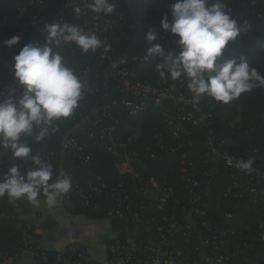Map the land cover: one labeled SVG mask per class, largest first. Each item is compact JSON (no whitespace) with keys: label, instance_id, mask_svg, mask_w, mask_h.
I'll list each match as a JSON object with an SVG mask.
<instances>
[{"label":"built area","instance_id":"1","mask_svg":"<svg viewBox=\"0 0 264 264\" xmlns=\"http://www.w3.org/2000/svg\"><path fill=\"white\" fill-rule=\"evenodd\" d=\"M50 1L0 0V31L13 32L21 37L18 44L8 48V54L0 52V100L7 99L12 94V88L19 94L20 86L14 77V56L29 43L42 45L38 33L40 26L50 23L75 24L95 33L102 44L95 51H89L98 54V63L114 79L115 88L121 92L122 97L110 102L107 96H97L99 86L92 68L86 66L76 69L75 73L84 84V95H93L91 101L94 104V115L87 135L106 141V145H99L98 148L111 154L119 172L129 173L134 185L127 184L125 179L109 183L108 178L98 172L101 160L97 158V152L78 136L66 134L61 140L62 149L71 151L84 170L83 175L74 181L72 193L63 201V205L73 207L74 197H77L81 206L92 210L105 207L108 219L119 218L133 225L134 229L132 233L114 236L111 241L106 242L105 252L98 255L93 254L81 242H72L63 248L54 249L45 246L36 238L19 240L0 251V264H15L16 260L28 257L33 258L36 264H239L238 261L247 253L244 249L229 248L226 227L231 223L232 217L223 212V222L216 224L208 213L211 188L219 181L218 166L224 165V176L227 177L226 186L223 188L224 196L248 202L255 214L262 217V164L249 154L229 152L225 149V140L215 141V103L209 102L205 108L201 100L193 99L188 87L183 89L182 80L179 86L173 83L160 88L150 81H142L134 69L127 65V57L114 53L119 43L118 32L128 28L139 29L136 19L130 18L117 7L111 15H98L89 8L92 0H67L72 8L70 16L66 17L60 15L63 13L61 11H50ZM117 2L115 0L116 4ZM178 38L165 40L167 51H180L175 43ZM66 46L73 53L74 43ZM56 51L60 52L66 62L65 48L61 45ZM167 100L177 105L171 111H162L166 126L176 139L175 143H166L158 132H154L153 136L161 152L180 151L179 163L173 170L186 192L185 197L176 195L168 182H160L154 175L143 174L146 167L141 154L131 147L138 133L129 137L116 133L117 126L123 121L127 122V116L142 114L151 105L162 104ZM119 106L124 107L126 116L119 111L116 113ZM187 125L206 129L207 155L215 158L218 164L210 168L197 166L191 156L193 142ZM36 154L48 159L55 156L54 150L47 151L45 155L32 151V155ZM145 156L157 158V154L150 147H146ZM249 158L255 161V171L251 174L239 172L236 163ZM229 160L232 161V166L228 165ZM0 164H18L20 170H24L32 161L31 158L15 160L10 151L0 147ZM3 197L9 199L7 195ZM259 222L260 231L252 234V239L264 240V222ZM247 228L251 233V227L247 225ZM243 244L244 247L250 245L246 241Z\"/></svg>","mask_w":264,"mask_h":264},{"label":"trees","instance_id":"2","mask_svg":"<svg viewBox=\"0 0 264 264\" xmlns=\"http://www.w3.org/2000/svg\"><path fill=\"white\" fill-rule=\"evenodd\" d=\"M177 0H118L116 7L123 11L130 18L139 22V29L128 28L118 32L119 43L115 47V54L125 55L127 65L134 69L137 77L142 81H150L156 87H167L170 84H181L183 89L187 88V81L181 78L173 81L170 76L167 79L160 78L155 69V65L161 62L160 57L149 56L147 49L149 43L144 39L149 27H154L158 32V38L154 43L163 46L165 52V40L174 36L161 27V19L167 15L172 19V5ZM215 2V0H210ZM223 5V10L229 12L237 21L239 35L234 41H230L225 49L221 61L235 58L239 62L240 58H245L250 66L255 67L258 72L264 74V0H219ZM71 5L67 0H52L49 2L48 9L54 12H63L60 15L66 17L71 14ZM45 25L40 26L39 41L42 45L47 43ZM0 52L4 55L9 53L8 46L4 41L16 36L13 32L6 30L0 31ZM19 36V35H18ZM19 43V42H18ZM17 43V44H18ZM62 46L66 50V63L74 72L81 67L90 66L93 70L94 79L99 86L97 96H107L108 101L120 99L122 94L115 88V81L111 78L104 67L98 63V54L89 51L84 53L74 44V51L68 50L65 44ZM93 95L85 96L79 101V106L74 113L56 121L59 131L54 132L50 137H45L44 141L37 142L31 137H25L33 152L43 155L49 150H54V158L41 156L46 162L53 165L54 173L67 174L72 179L70 191L62 197L65 201L71 195L74 181L83 175L84 168L79 164L71 151H63L61 140L64 135H76L81 141L85 142L92 150L97 152V158L101 160V167L98 172L108 178L109 183L119 180H127V184L134 185L131 175L121 174L116 162L111 154L98 148L99 145H106L105 140L91 138L87 134L93 119L92 103ZM201 104L206 108L208 103L216 104L214 114L216 120L213 126L215 141L225 140V149L231 153H246L251 157L257 158L264 170V87H257L251 92L243 93L239 98L234 99L228 104L217 102L211 97L203 96ZM177 105L170 100L162 104H153L146 112L128 117L126 123L121 122L116 129L119 136L129 137L138 133L132 148H136L146 167L143 173L145 176L154 175L160 182H168L173 187L176 195L186 196L182 184L178 180V175L173 168L179 163L180 151L161 152L154 139V132H158L166 143H175L171 131L167 128L162 111H171ZM122 112L126 116L123 106H119L116 113ZM130 126H127V125ZM190 131V139L193 142L192 155L197 162V166L210 168L218 164L215 158L208 157L206 148V129L187 125ZM82 131H85L82 134ZM146 147H150L157 154V158H146ZM11 165L0 164V176L7 172ZM34 165L30 164L26 172ZM220 166V165H219ZM218 166V183H214L209 197L208 213L212 220L218 224L223 222L222 214L227 213L232 217L230 224H227L226 232L228 245L231 250H243L247 253L238 261L239 264H264V240L252 239V234H257L259 220L264 222V216L258 217L253 207L245 201L227 198L223 194L226 186L227 177L224 176V165ZM239 172L242 173L241 170ZM39 206H33L26 202H10L6 197H0V251L6 249L11 244L19 240L27 241L31 238L41 240L42 235L36 233V229H43L45 232L54 231L58 227V218L53 213L52 208L48 207L43 196L40 197ZM66 211L73 216H84L89 221L100 222L111 221V228L108 231L106 241H111L117 234L124 235L132 233L134 226L119 219H108L105 207L92 210L79 204V199L74 197V206L65 205ZM251 227V233L247 228ZM246 241L250 245L244 247ZM247 258V260H246ZM36 264L31 257L21 258L15 264Z\"/></svg>","mask_w":264,"mask_h":264},{"label":"clouds","instance_id":"3","mask_svg":"<svg viewBox=\"0 0 264 264\" xmlns=\"http://www.w3.org/2000/svg\"><path fill=\"white\" fill-rule=\"evenodd\" d=\"M91 11L98 15L115 12V0H92ZM163 30L179 38L175 43L180 51L165 52L154 43L158 32L149 27L144 39L149 43V56L161 58L155 65L160 78L177 81L183 78L194 100L208 96L228 104L243 93L264 87V74L250 66L241 57L221 61L230 41L239 35L237 21L223 10L219 0H177L172 5V19L165 15L160 21ZM47 43H29L14 56V77L20 86L10 89L11 95L0 100V147L11 152L15 160L31 158L32 168L21 172L18 164L11 165L0 176V197L8 196L10 202L26 199L39 206L43 196L48 207H56L59 200L72 187L67 174L56 175L53 165L32 149L25 137L44 141L59 131L56 121L71 116L83 99L84 84L56 51L62 44H75L82 52L95 51L102 44L95 34L79 25L50 23L45 25ZM21 37L16 35L4 41L8 47L16 45ZM254 159L240 160L236 167L251 174ZM232 166V161H228Z\"/></svg>","mask_w":264,"mask_h":264},{"label":"crops","instance_id":"4","mask_svg":"<svg viewBox=\"0 0 264 264\" xmlns=\"http://www.w3.org/2000/svg\"><path fill=\"white\" fill-rule=\"evenodd\" d=\"M64 206L61 198L58 205L52 207L53 213L58 218V227L54 231L45 232L43 229H36V233L42 235L40 241L54 249L63 248L72 242H81L86 244L93 254H103L111 221L92 222L84 216H73Z\"/></svg>","mask_w":264,"mask_h":264}]
</instances>
